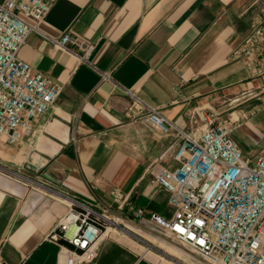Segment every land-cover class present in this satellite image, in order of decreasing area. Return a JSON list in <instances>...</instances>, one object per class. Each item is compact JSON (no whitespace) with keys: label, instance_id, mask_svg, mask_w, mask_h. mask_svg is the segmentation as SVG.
Masks as SVG:
<instances>
[{"label":"crops","instance_id":"obj_1","mask_svg":"<svg viewBox=\"0 0 264 264\" xmlns=\"http://www.w3.org/2000/svg\"><path fill=\"white\" fill-rule=\"evenodd\" d=\"M47 1L40 30L92 43L95 67L35 32L18 51L61 89L30 135L14 144L0 136V264H68L52 234L70 198L105 205L122 221L136 208L171 215L153 172L177 164L180 139L137 118L124 88L194 133L215 116L248 160L264 148V0ZM144 233L150 238L106 228L92 258L73 264L203 263ZM175 246L184 254L168 250Z\"/></svg>","mask_w":264,"mask_h":264},{"label":"built area","instance_id":"obj_2","mask_svg":"<svg viewBox=\"0 0 264 264\" xmlns=\"http://www.w3.org/2000/svg\"><path fill=\"white\" fill-rule=\"evenodd\" d=\"M49 8L47 0L0 1V136L9 144L31 134L33 121L53 105L61 89L18 57L31 32L95 67L89 59L93 49L89 41L69 32L58 37L43 34L39 24ZM101 76L110 79L108 72ZM123 91L139 108L137 118L160 134L180 139L174 152L177 164L153 172V181L167 191L172 213L145 215L136 208L132 221H122L110 216L105 205L95 207L70 198L52 234L68 244V264L80 256L91 259L93 242L108 227L139 235L130 225L179 244L207 264H264V148L248 160L230 135V126L215 116L206 115L204 127L194 133L170 120L135 89Z\"/></svg>","mask_w":264,"mask_h":264},{"label":"bare ground","instance_id":"obj_3","mask_svg":"<svg viewBox=\"0 0 264 264\" xmlns=\"http://www.w3.org/2000/svg\"><path fill=\"white\" fill-rule=\"evenodd\" d=\"M108 228H109V227H108ZM130 228H131V230H133L134 232H138L139 234H142L143 236L146 235V233H144L143 231L138 230L137 228L133 227L132 225H130ZM175 248H176V249L170 248V251L173 252V250H174V253L184 254V251H183V250H181L180 248H178V247H176V246H175ZM168 250H169V249H168ZM186 256H187V255H186Z\"/></svg>","mask_w":264,"mask_h":264},{"label":"rangeland","instance_id":"obj_4","mask_svg":"<svg viewBox=\"0 0 264 264\" xmlns=\"http://www.w3.org/2000/svg\"><path fill=\"white\" fill-rule=\"evenodd\" d=\"M133 227H135V226H133ZM135 228H137V227H135ZM146 237H148V238H150V236L149 235H145ZM162 244V243H161ZM169 249V251H170V248H168ZM172 252V251H171ZM172 253H174V250H173V252ZM175 254H178V253H175ZM200 261L201 262H203L202 264H207L206 262H204L203 260H201L200 259Z\"/></svg>","mask_w":264,"mask_h":264},{"label":"trees","instance_id":"obj_5","mask_svg":"<svg viewBox=\"0 0 264 264\" xmlns=\"http://www.w3.org/2000/svg\"><path fill=\"white\" fill-rule=\"evenodd\" d=\"M65 245H68L66 242H63Z\"/></svg>","mask_w":264,"mask_h":264}]
</instances>
